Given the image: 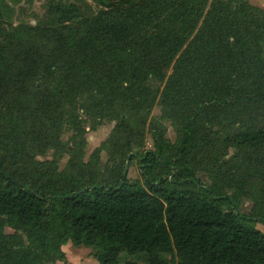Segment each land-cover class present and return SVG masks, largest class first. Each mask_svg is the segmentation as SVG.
Listing matches in <instances>:
<instances>
[{
	"label": "trees",
	"instance_id": "obj_1",
	"mask_svg": "<svg viewBox=\"0 0 264 264\" xmlns=\"http://www.w3.org/2000/svg\"><path fill=\"white\" fill-rule=\"evenodd\" d=\"M95 1L97 12L52 0L35 26L9 23L0 2V264H67L69 243L95 250L99 264H121L123 253L264 264V10L249 0ZM105 121L115 128L85 163V123ZM147 132L155 149L139 154ZM104 149L113 165L102 172ZM134 159L144 184L128 180Z\"/></svg>",
	"mask_w": 264,
	"mask_h": 264
},
{
	"label": "rangeland",
	"instance_id": "obj_2",
	"mask_svg": "<svg viewBox=\"0 0 264 264\" xmlns=\"http://www.w3.org/2000/svg\"><path fill=\"white\" fill-rule=\"evenodd\" d=\"M52 0H0L7 4L10 8L9 17L6 20L14 25L21 23L37 25L40 22L45 21L48 18L47 15V5L51 3ZM56 2L63 3H72L77 4L82 7V9H91L97 12L102 6L98 4L95 0H55ZM249 2L260 9L264 10V0H249ZM172 71H168L170 75ZM149 85L157 91H162L163 85L150 81ZM161 107L157 103L154 107L151 118L159 119L161 117ZM163 124L167 127V138L171 142L176 141V132L169 121H163ZM115 128V122L105 121L103 124L97 126L95 129H92L90 123H85V140L86 146L84 149L83 160L85 163H88L92 157V154L99 149L103 143H105L110 137L112 131ZM63 143L69 148V151L74 147V134L71 131H65L62 136ZM155 149L152 135L147 132L145 141L141 146V149L137 150L139 154H142L147 151H152ZM54 150L49 151L44 157H39L40 161H50L54 158ZM234 152L232 151V154ZM70 155L68 153L64 154L59 162L60 171L64 170L68 164ZM100 170L104 172L106 169H110L113 165L111 161V156L109 152L104 149L100 154ZM126 174L130 183L139 182L144 184V181L140 175V168L138 160H127L126 162ZM198 179L208 187L210 184L209 179L202 174L198 175ZM252 208V204L249 201H244L240 207V211L243 214H249ZM256 228L264 233V225L257 224ZM9 233H12L11 230H8ZM66 254L67 264H99L94 259L95 250L88 249L85 247L76 248L71 243L65 246L63 250ZM121 264L132 262L134 264H148L147 256L145 254H138L130 256L126 253H123L119 258ZM56 264H65L63 262H57Z\"/></svg>",
	"mask_w": 264,
	"mask_h": 264
},
{
	"label": "crops",
	"instance_id": "obj_3",
	"mask_svg": "<svg viewBox=\"0 0 264 264\" xmlns=\"http://www.w3.org/2000/svg\"><path fill=\"white\" fill-rule=\"evenodd\" d=\"M68 245V244H67ZM65 247H63V250H64Z\"/></svg>",
	"mask_w": 264,
	"mask_h": 264
}]
</instances>
